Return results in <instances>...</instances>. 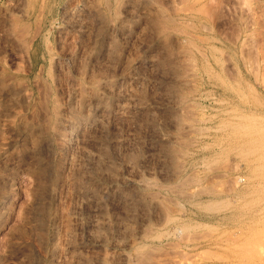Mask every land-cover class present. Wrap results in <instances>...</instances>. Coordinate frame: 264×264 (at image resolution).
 Wrapping results in <instances>:
<instances>
[{
	"label": "rangeland",
	"instance_id": "374dc122",
	"mask_svg": "<svg viewBox=\"0 0 264 264\" xmlns=\"http://www.w3.org/2000/svg\"><path fill=\"white\" fill-rule=\"evenodd\" d=\"M194 2L0 0V264H264V0Z\"/></svg>",
	"mask_w": 264,
	"mask_h": 264
},
{
	"label": "bare ground",
	"instance_id": "6f19581e",
	"mask_svg": "<svg viewBox=\"0 0 264 264\" xmlns=\"http://www.w3.org/2000/svg\"><path fill=\"white\" fill-rule=\"evenodd\" d=\"M198 1H199V0H196V2H198ZM196 2H194V3H196ZM192 3H193V2H192ZM203 5H205V3H203L202 6H203ZM192 6H193V5H192ZM202 6H201V7H202ZM211 6H212V5H211ZM211 6H209V7L211 8ZM189 7L191 8V6H189ZM203 7H204V6H203ZM203 7H202V8H203ZM198 8H200V6L197 7L196 9H198ZM204 8H205V7H204ZM204 8H203L202 10H204ZM41 9H42V8H41ZM191 9H192V8H191ZM207 9H208V8H207ZM42 10H43V9H42ZM199 10H200V9H199ZM205 10H206V9H205ZM192 11H193V10H192ZM195 11H196V10H195ZM199 12H200V11H198V13H199ZM207 12H208V11H206L205 13H207ZM202 13H203V12H202ZM200 14H201V12H200ZM208 14H209V13H208ZM208 14H207V16H208ZM203 15H205V14L203 13ZM190 16H191V15H190ZM205 16H206V15H205ZM162 17H163V16H162ZM163 18H164V17H163ZM159 20H160V18H159ZM195 20H196V19H195ZM191 23H193V22H191ZM196 23H197V22H196ZM163 25H164V24H163ZM192 25H193V24H192ZM198 25H199V24H198ZM19 26H20V25H19ZM194 26H195V25H194ZM194 26H193V27H194ZM15 27H16V26H15ZM206 27H207V26H206ZM23 28H24V27H23ZM164 28H166V27H164ZM186 28H187V27H186ZM20 29H22V28H20ZM20 29H19V30H20ZM192 29H193V28H192ZM167 30H168V29H167ZM20 31H21V30H20ZM163 32H164V31H163ZM185 32H186V31H185ZM200 32H201V31H200ZM186 33H187V32H186ZM189 35H191V33H190ZM193 37H194V36H193ZM202 37H203V36H202ZM191 38H192V37H191ZM197 38H200V37L198 36ZM204 38H205V37H204ZM204 38H202V39H204ZM206 38H207V37H206ZM206 38H205V39H206ZM200 39H201V38H200ZM205 39H204V40H205ZM211 39H212V38H211ZM184 40H185V39H183V41H184ZM196 40H197V39H196ZM206 40H207V39H206ZM212 40H213V39H212ZM201 41H202V40H201ZM216 41H217V40H216ZM193 42H194V41H193ZM189 43H190V44H193V43H191V41H189ZM183 44H184V43H183ZM187 44H188V42H187ZM191 46H192V45H191ZM191 46H190V47H191ZM195 46H197V45H195ZM190 47H189V48H190ZM192 47H193V46H192ZM194 48H195V47H194ZM208 48H209V47H208ZM211 48H212V47H211ZM211 50H212V49H211ZM197 51H198V50H197ZM215 52H216V51H215ZM189 53H190V52H189ZM191 53H192V51H191ZM199 54H200V51H199ZM221 54H222V53H221ZM193 55H194V53H193ZM209 56H210V55H209ZM193 59H194V58H193ZM205 60H206V59H205ZM207 63H208V62H207ZM209 64H210V63H209ZM206 72H207V71H206ZM207 77H208V76H207ZM222 77H223V76H222ZM213 78H215V77H213ZM218 78H219V77H218ZM220 81H221V80H220ZM214 82H216V81H214ZM220 83H221V82H220ZM220 83H219V84H220ZM97 84H99V82H98ZM97 84H96V85H97ZM99 85H100V84H99ZM97 86H98V85H97ZM202 86H203V85H202ZM197 90H198V89H197ZM95 95H97V94H95ZM188 95H189V94H188ZM188 95H187V96H188ZM183 99H184V97H183ZM57 108H58V107H57ZM57 108H56V109H57ZM53 110H55V109H53ZM57 112H58V111H57ZM54 113H55V112H54ZM57 116H58V115H57ZM233 117H234V116H233ZM246 118H247V117H246ZM53 119H54V117H53ZM56 119H57V118H56ZM249 119H250V118H249ZM53 121H54V120H53ZM253 121H254V120H253ZM249 122H250V121H249ZM251 122H252V121H251ZM225 125H226V124H225ZM238 127H239V125H238ZM240 128H241V127H240ZM245 128H246V126H245ZM255 128H256V127H255ZM232 129H233V128H232ZM243 129H244V126H243ZM236 130H237V129H236ZM250 130H251V129H250ZM252 130H253V129H252ZM258 130H259V129H258ZM258 130H257V131H258ZM244 135H245V134H244ZM250 135H251V134H250ZM260 136H261V135H260ZM260 139H261V138H260ZM263 140H264V139H263ZM259 141H260V140H259ZM254 142H255V140H254ZM246 153H247V152H246ZM246 153H245V154H246ZM245 154H244V155H245ZM245 156H246V155H245ZM261 167H264V166L261 165ZM261 169H262V168H261ZM237 178H238V177H237ZM236 181H237V180H236ZM236 181H235V182H236ZM209 203H211V202H209ZM218 203H220V202H218ZM214 206H215V204H214ZM207 207H208V206H207ZM209 207H210V206H209ZM215 207H216V206H215ZM218 207H219V206H218ZM210 208H212V205H211ZM214 210H216V209H214ZM167 215H168V214H167ZM169 219H170V218H169ZM171 220H172V219H171ZM167 222H168V221H167Z\"/></svg>",
	"mask_w": 264,
	"mask_h": 264
}]
</instances>
